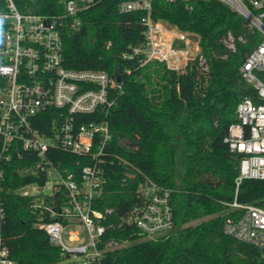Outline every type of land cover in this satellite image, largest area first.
I'll return each instance as SVG.
<instances>
[{
	"label": "trees",
	"instance_id": "1",
	"mask_svg": "<svg viewBox=\"0 0 264 264\" xmlns=\"http://www.w3.org/2000/svg\"><path fill=\"white\" fill-rule=\"evenodd\" d=\"M63 1L14 0L21 12L59 19L66 68L103 70L122 85L105 116L111 138L104 148L105 182L95 207L112 208L105 223L117 224L120 215L143 202L144 184L173 190L174 228L156 241L140 240L132 226L109 231L107 237L129 243L107 253L104 264H264L260 249L222 230L224 203L234 199L241 158L224 138L236 121L237 103L255 96L238 69L259 44V32L217 0H154L151 20L196 38L208 63L203 70L190 59L176 72L133 53L146 41L145 12L120 13L119 0H92L75 15H66ZM52 162L79 174L95 160L57 150ZM26 165L14 157L5 166L6 244L17 264H64L45 231L35 225L33 198L13 192L43 181L42 175L21 173ZM237 192L239 203L264 208V179H243ZM61 196L57 193L55 200Z\"/></svg>",
	"mask_w": 264,
	"mask_h": 264
},
{
	"label": "built area",
	"instance_id": "2",
	"mask_svg": "<svg viewBox=\"0 0 264 264\" xmlns=\"http://www.w3.org/2000/svg\"><path fill=\"white\" fill-rule=\"evenodd\" d=\"M91 1L64 0V12L75 15ZM152 1L118 2L120 13H146V41L133 53H142L144 62L156 60L176 72L183 71L194 58L208 70L196 38L151 20ZM217 1L238 12L260 34L259 44L238 69L255 96H245L237 103L236 121L224 138L241 158L234 199L224 203L227 211L222 230L264 253V208L236 200L243 179H264V0ZM59 25L56 16L24 13L14 0H0V264H17L2 232V194L9 191L5 166L14 157L27 161L19 169L21 173L43 176L42 182L33 181L13 192L33 198L31 209L38 218L35 225L45 231L65 263L104 264L107 253L129 243L107 237L113 229L132 226L140 240L156 241L174 228L173 190L154 183L141 187L143 202L120 215L117 224L105 223L112 208L102 211L95 207L105 182L101 166L104 148L111 138L105 116L122 85L103 70L66 68ZM176 42L182 46L176 47ZM228 47L233 49V43ZM57 150L95 162L84 165L79 174L68 172L52 162ZM59 192L62 196L56 201Z\"/></svg>",
	"mask_w": 264,
	"mask_h": 264
},
{
	"label": "rangeland",
	"instance_id": "3",
	"mask_svg": "<svg viewBox=\"0 0 264 264\" xmlns=\"http://www.w3.org/2000/svg\"><path fill=\"white\" fill-rule=\"evenodd\" d=\"M163 24H164L166 27H168V28H173L172 26H170V25L167 24L166 22H163ZM180 46H182V44L179 43V42H176V47H180ZM53 175L55 176V174H53ZM194 223H196V221H195V222H192V224H194ZM61 262L64 263V264H68V263L63 262L62 260H61Z\"/></svg>",
	"mask_w": 264,
	"mask_h": 264
}]
</instances>
